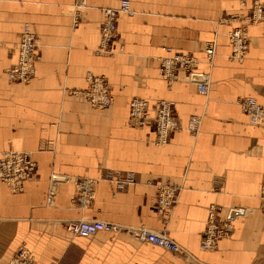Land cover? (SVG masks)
<instances>
[{"label": "crops", "instance_id": "1", "mask_svg": "<svg viewBox=\"0 0 264 264\" xmlns=\"http://www.w3.org/2000/svg\"><path fill=\"white\" fill-rule=\"evenodd\" d=\"M120 1L86 0L75 26L76 0H0V152L29 151L38 164L24 191L0 180V264H10L22 247L39 264H264V123L251 124L240 104L253 96L264 106V22L250 27L242 63L229 59L228 39L233 16L253 0H131L136 14L118 19L116 52L97 55L103 9ZM25 24L40 41L37 75L14 83L5 72L17 59ZM211 41L217 46L209 66L204 49ZM167 47L201 59L211 73L207 95L184 74L168 86L159 60ZM88 71L108 77L109 108L71 94L88 86ZM133 97L172 100L185 125L200 115L201 129H182L158 145L150 126L128 121ZM81 178L96 180L87 203L77 198ZM161 184L180 189L166 215L156 207ZM212 204L220 216L244 211L234 215L232 235L205 250ZM80 219L122 229L79 237L66 224ZM142 226L166 233L182 251L143 242L129 230Z\"/></svg>", "mask_w": 264, "mask_h": 264}, {"label": "built area", "instance_id": "2", "mask_svg": "<svg viewBox=\"0 0 264 264\" xmlns=\"http://www.w3.org/2000/svg\"><path fill=\"white\" fill-rule=\"evenodd\" d=\"M87 7L86 0H79L74 4V25L82 20L83 9ZM136 10L132 7L131 0H121L117 7H105L103 9V21L100 29V44L96 49L97 55H112L116 52L114 44L119 41L118 19L125 15L132 17ZM236 24L228 33L232 52L231 61L244 62L250 48L249 29L252 25L264 22V3L262 0H253V5L246 12H240L232 19ZM216 42L211 41L204 49L206 62L213 64L216 54ZM40 41L29 24H25L19 41L15 44L16 62L7 70L6 75L12 82L27 83L37 75V62ZM167 54L161 56L160 74L172 86L180 80L184 74L188 81L195 82L198 91L207 95L211 81V73L201 67V59L192 52L182 51L173 47H167ZM88 87L81 91V96L88 99L92 107L105 110L114 101L108 77L88 71L86 75ZM240 104L252 124L264 122V107L258 103L255 97L248 96L240 100ZM128 121L133 126H150L155 133V143L164 145L169 142L171 135L182 129H187L197 134L201 129L202 118L200 115H192L185 125L175 113L174 102L168 99H158L154 102L143 98L133 97L129 103ZM38 164L31 152L7 148L0 152V180L6 182L12 191H24L25 184L37 174ZM96 180L81 178L77 180L78 200L87 203L94 198V184ZM180 189L176 185L161 184L156 207L159 213L168 214L178 201ZM56 192L52 188L48 192V202H53ZM260 207L264 214V180L261 186ZM244 210H231L226 216L219 215V208L212 204L208 208V217L204 230L201 248L205 250L215 249L221 240L232 235L235 229V217L232 212ZM66 229L79 237H90L102 231L116 232L122 226L103 220H74L66 224ZM139 240L164 248L174 254L182 251L181 246L164 232H156L147 227L129 228ZM10 264H39L32 252L22 247L10 260ZM48 264H58L51 261Z\"/></svg>", "mask_w": 264, "mask_h": 264}, {"label": "rangeland", "instance_id": "3", "mask_svg": "<svg viewBox=\"0 0 264 264\" xmlns=\"http://www.w3.org/2000/svg\"><path fill=\"white\" fill-rule=\"evenodd\" d=\"M77 1H79V0H76V2H77ZM76 2H75V3H76ZM19 39H20V38H19ZM18 41H19V40H18ZM15 62H16V61H15ZM15 62H14V63H15ZM10 67H11V66H10ZM10 67H9V68H10ZM9 68H8V69H9ZM8 69H7V70H8ZM7 70H6V72H7ZM6 72H5V73H6ZM93 73H94V72H93ZM101 75H103V74H101ZM8 79H9V78H8ZM33 79H34V78H33ZM108 80H109V79H108ZM11 82H12V81H11ZM14 83H19V82H14ZM27 83H29V82H27ZM87 87H88V86H87ZM87 87H86V88H87ZM86 88H85V89H86ZM83 90H84V89H83ZM83 90H73V91L71 92V94H79V95H81L80 92L83 91ZM246 97H248V96H243V97L240 98V100H242L243 98H246ZM252 97H253V96H252ZM255 99H256V98H255ZM256 100H257V99H256ZM171 101H172V100H171ZM258 103H259V102H258ZM261 105H262V104H261ZM262 106H263V105H262ZM263 107H264V106H263ZM245 114H246V113H245ZM246 115H247V114H246ZM249 122H250V121H249ZM250 123H251V122H250ZM263 123H264V122H263ZM263 123H262V124H263ZM251 124H252V123H251ZM262 124H253V125H262Z\"/></svg>", "mask_w": 264, "mask_h": 264}, {"label": "water", "instance_id": "4", "mask_svg": "<svg viewBox=\"0 0 264 264\" xmlns=\"http://www.w3.org/2000/svg\"><path fill=\"white\" fill-rule=\"evenodd\" d=\"M236 213H237V211H233V212H232V216H234Z\"/></svg>", "mask_w": 264, "mask_h": 264}, {"label": "bare ground", "instance_id": "5", "mask_svg": "<svg viewBox=\"0 0 264 264\" xmlns=\"http://www.w3.org/2000/svg\"><path fill=\"white\" fill-rule=\"evenodd\" d=\"M205 59H206V56H205ZM176 83V82H175ZM209 92V91H208ZM74 235V234H73Z\"/></svg>", "mask_w": 264, "mask_h": 264}]
</instances>
